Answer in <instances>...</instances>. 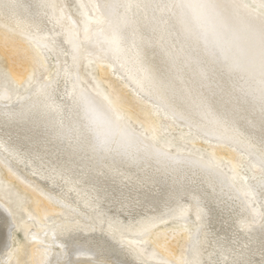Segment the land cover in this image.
Returning <instances> with one entry per match:
<instances>
[{
  "label": "bare ground",
  "instance_id": "6f19581e",
  "mask_svg": "<svg viewBox=\"0 0 264 264\" xmlns=\"http://www.w3.org/2000/svg\"><path fill=\"white\" fill-rule=\"evenodd\" d=\"M5 184L0 264H264V0H0Z\"/></svg>",
  "mask_w": 264,
  "mask_h": 264
},
{
  "label": "rangeland",
  "instance_id": "374dc122",
  "mask_svg": "<svg viewBox=\"0 0 264 264\" xmlns=\"http://www.w3.org/2000/svg\"><path fill=\"white\" fill-rule=\"evenodd\" d=\"M66 3L68 4V6L71 7L72 5V0H66ZM71 3V4H69ZM5 62H3L4 64ZM86 75H88V72H86ZM91 80L90 76H87L86 78V82L88 83ZM23 83L22 80L17 82V85H21ZM15 88V87H14ZM127 115H129L131 118L135 117V114H133L130 111L126 112ZM134 123V122H133ZM135 124V123H134ZM177 146H183L186 148H189L190 150H193L195 152H200L203 155H206L209 159H211L212 161H216L218 159H214L212 157V155L208 154V152L200 147V146H194L193 144H191L189 141H184L182 143H177ZM218 164H221L222 166H224L226 168V170L228 172H232V170L230 169V166L228 165V161L225 160H221L218 161ZM14 186H11L9 184H5V185H0V197L3 198V200L11 202V198H13L17 193L13 190ZM248 196V195H247ZM23 203L26 202V204L31 203V199L28 197V195H24V197H22ZM250 201V199H249ZM251 203V207L253 208L254 212L258 213V207L257 205L253 204L252 201ZM33 204V202H32ZM258 208V209H257ZM15 209L14 211V217L16 218V224L15 227L13 229V232L16 235V238L18 240L17 245H14L13 249V258L11 259L10 264H30L31 263V258H30V242L27 240L26 236H25V232L27 229V225H29V222H26V220L23 218L24 214L22 215V213L16 209V208H12ZM22 216V217H21ZM134 245H137L138 247H141L142 251L144 252V254L146 255H150V256H154V257H160V254L153 253L150 248H149V244L148 246H140L141 244L138 242H133ZM166 260L170 261L172 264H176L173 260L169 259V258H165Z\"/></svg>",
  "mask_w": 264,
  "mask_h": 264
}]
</instances>
